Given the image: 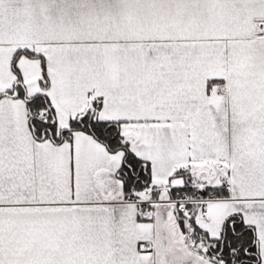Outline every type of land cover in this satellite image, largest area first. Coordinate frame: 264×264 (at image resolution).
Wrapping results in <instances>:
<instances>
[{
    "label": "snow or ice",
    "instance_id": "obj_1",
    "mask_svg": "<svg viewBox=\"0 0 264 264\" xmlns=\"http://www.w3.org/2000/svg\"><path fill=\"white\" fill-rule=\"evenodd\" d=\"M0 264H264V0H0Z\"/></svg>",
    "mask_w": 264,
    "mask_h": 264
}]
</instances>
